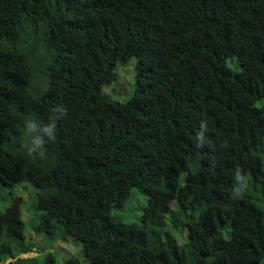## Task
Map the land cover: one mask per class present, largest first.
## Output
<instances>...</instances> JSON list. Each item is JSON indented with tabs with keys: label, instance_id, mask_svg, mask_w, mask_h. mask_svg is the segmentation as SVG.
<instances>
[{
	"label": "trees",
	"instance_id": "1",
	"mask_svg": "<svg viewBox=\"0 0 264 264\" xmlns=\"http://www.w3.org/2000/svg\"><path fill=\"white\" fill-rule=\"evenodd\" d=\"M57 104L27 158L24 123L47 140ZM22 181L31 216L0 211V264H54L67 234L82 260L62 264H264V0H0V184ZM133 189L146 205L121 221Z\"/></svg>",
	"mask_w": 264,
	"mask_h": 264
},
{
	"label": "rangeland",
	"instance_id": "2",
	"mask_svg": "<svg viewBox=\"0 0 264 264\" xmlns=\"http://www.w3.org/2000/svg\"><path fill=\"white\" fill-rule=\"evenodd\" d=\"M135 63L136 60L134 57H131L125 63H118L113 69V80L103 85L101 93L111 100L119 102L126 101L134 90ZM227 64L232 70L240 69L230 58L227 60ZM36 189L37 188L27 181H22L14 186L0 184V211H3L12 199L19 198L21 218L25 224H28ZM145 205L146 200L144 196L136 189H133L131 190L130 196L125 200L123 207L115 209L113 215L118 217L121 221H137ZM27 211L28 215L26 214ZM175 233L179 238L177 231H175ZM44 241L46 240L44 239ZM39 242L42 243L43 238L39 239ZM78 247L80 251L81 242H78ZM49 251L54 253V264H62L64 259L69 256H77L82 260L80 254L75 250L74 243L72 241H66L65 239H60L59 242L57 241V243H54ZM46 252L47 251H41L38 258H44Z\"/></svg>",
	"mask_w": 264,
	"mask_h": 264
},
{
	"label": "clouds",
	"instance_id": "3",
	"mask_svg": "<svg viewBox=\"0 0 264 264\" xmlns=\"http://www.w3.org/2000/svg\"><path fill=\"white\" fill-rule=\"evenodd\" d=\"M106 83L107 82L103 83V85ZM103 85H102V88H103ZM66 113H67V109L63 105H60V104H57L53 108L49 109V117L48 118H49L50 123L48 125H46L45 128L42 130L43 132L47 133V140H45L38 133L36 123H35V119L32 117L28 118V120L24 123L23 129H22V135L24 137V142L22 144V147L24 150L23 154L27 158H29V159H31L33 157H39L41 159L45 158L46 142L50 141V140H54L56 138L57 121L63 115H66ZM66 237L76 240L77 245L75 246V250L77 253H80V256L82 257L81 251H79V247H78V242H81V244H82L81 239L78 238L74 234H67ZM57 241L59 242L60 239H58ZM57 241H55V243H57ZM29 254L38 255V254H40V252L33 250V251L23 253L20 256L21 257L31 256Z\"/></svg>",
	"mask_w": 264,
	"mask_h": 264
}]
</instances>
